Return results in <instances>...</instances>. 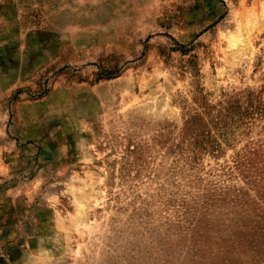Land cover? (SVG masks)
Segmentation results:
<instances>
[{
    "label": "rangeland",
    "instance_id": "1",
    "mask_svg": "<svg viewBox=\"0 0 264 264\" xmlns=\"http://www.w3.org/2000/svg\"><path fill=\"white\" fill-rule=\"evenodd\" d=\"M0 264H264V0H0Z\"/></svg>",
    "mask_w": 264,
    "mask_h": 264
}]
</instances>
